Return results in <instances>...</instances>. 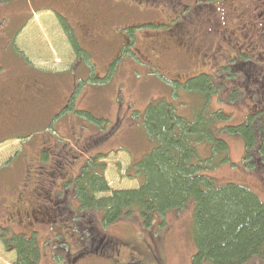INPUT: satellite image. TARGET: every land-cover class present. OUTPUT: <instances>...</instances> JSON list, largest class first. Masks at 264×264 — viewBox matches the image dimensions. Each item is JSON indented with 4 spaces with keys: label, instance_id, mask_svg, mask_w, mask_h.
I'll return each instance as SVG.
<instances>
[{
    "label": "rangeland",
    "instance_id": "rangeland-1",
    "mask_svg": "<svg viewBox=\"0 0 264 264\" xmlns=\"http://www.w3.org/2000/svg\"><path fill=\"white\" fill-rule=\"evenodd\" d=\"M13 1L0 2V31H3L4 20V29L13 37L5 40L6 54L9 55H1L4 43L0 41V57H11L21 70L20 74L31 76L55 70L60 64L59 67L65 69L74 67L67 71L68 75H73L69 85L58 82L53 90L60 92L59 88H62L65 95L71 97L68 106L65 99L58 98L59 103L62 102L59 125L57 119H42L43 114L27 123L25 114L36 110H28L25 103L12 105V98L4 95L2 90L20 92L16 87L19 82L0 77V137L4 138L0 141V170L4 168L0 172V264H16L17 252L11 237L19 234L26 236L25 241L32 238L36 243L39 255L36 264H112L113 256L120 257L121 264H128L127 261L133 259L127 255L131 245L135 248L132 251L134 259L141 264H190L195 253L191 233L193 202L166 213L165 217H154L149 227L142 224L136 213L103 227L99 212L94 213L91 217L92 235L102 236L114 246L115 252L111 250L113 253L109 257L94 253L80 256L81 250L88 246V239L83 232L79 236L74 231L72 222L69 223L72 220L70 211L57 210L63 202L67 205L76 203L74 197L56 194V187L61 184L54 178L32 181L26 175L20 177L19 172L22 170L24 174L26 163L21 162L22 158L17 161L13 157L23 148L20 155L29 153L33 158L39 149L48 147L43 138L57 139L65 149L79 154L75 162H70L73 168L65 171L68 179L70 170L78 171L87 165L97 171L96 168L104 164L103 175L110 190L96 194L102 197L113 190L139 186L131 164L151 146V139L147 138L144 125L140 124L151 103L157 107H171L177 116L192 122L198 111L213 113L218 110L224 116L216 123L220 128L242 122L244 112L256 110L259 114L257 111L264 107V96L262 89L254 91L253 88L254 84L261 82H251L250 79L249 89H242L243 92L237 91L234 95L231 88L228 92L229 89L221 86L217 93L212 89L214 92L209 96L208 92L202 94L197 85L201 79L208 81L206 75L200 76V72L207 75L212 72L219 73L217 79L211 77L213 81L231 86L229 68L220 73L216 64L231 57L234 51L243 49L242 44L250 37L253 36V41L259 38L249 27L258 14H261L258 22L264 23V0H118L124 3L121 5L114 0H38V3L23 0L22 5L16 1L10 4ZM34 4L40 5L35 7ZM192 5L195 9H190ZM135 9L138 12H134ZM58 13L68 18L73 32L66 31L64 25H69L60 21ZM176 13L178 48L165 51L161 46V51L158 48L152 51L148 46L157 47V41L151 43L150 39L169 30L174 24L168 21ZM184 17L192 18L194 23L187 26L186 20L182 21ZM212 23L217 24V29ZM242 24L246 25L243 33L249 38L241 37L239 27ZM87 26L100 35L96 46L89 43L91 38L84 40ZM258 43L260 47V42H254ZM247 49L245 47L243 51ZM180 50L187 52L191 58L189 62L179 54ZM19 52L30 60L34 67L32 71L20 65L16 57ZM256 56L253 53L252 57ZM174 57L181 61L177 62ZM255 63L263 75L264 62ZM239 71L243 73L237 69ZM187 78L194 81L187 82ZM241 78L235 75L232 82ZM29 85L34 86L33 82ZM259 118H264V114ZM55 126L58 127L55 129ZM258 133L263 136L264 128ZM79 135H82L81 139L76 138ZM217 135L226 141L228 149L226 153L212 156L215 167L210 171L216 183L245 185L264 202L263 168L254 171V153L243 159L245 141L242 135L229 134L223 129ZM83 141H87L85 149L80 148ZM197 149L200 157L210 154L208 142L198 144ZM247 150L250 152L249 148ZM29 182L33 183L28 185ZM22 192L25 199L17 197ZM33 200L39 202L41 214L30 210L29 203ZM3 230L4 239L1 236ZM145 244L150 247L156 244L155 252L161 261L152 259Z\"/></svg>",
    "mask_w": 264,
    "mask_h": 264
},
{
    "label": "trees",
    "instance_id": "trees-1",
    "mask_svg": "<svg viewBox=\"0 0 264 264\" xmlns=\"http://www.w3.org/2000/svg\"><path fill=\"white\" fill-rule=\"evenodd\" d=\"M9 1L11 0H0L4 4ZM15 1L21 5L23 3V0ZM33 2L38 3V0ZM34 5L39 7L40 4ZM136 11L135 9L134 12ZM61 22L69 25L64 17ZM4 23L3 20V31H0V41L4 43L2 54H6V41L13 38L12 33L4 29ZM64 26L66 31L70 29V34L71 26ZM242 57L244 61H255L249 53ZM229 71L234 73L231 67ZM202 75H206L208 81L201 79L197 89L206 95L207 92L208 95L214 92L212 89L217 92L218 87L214 84L215 80L211 79L212 76L203 73L200 76ZM192 80L194 81L193 78L188 79V82ZM238 87V84L234 85V88L239 89ZM254 87L260 89L261 84ZM9 93L10 91L7 95ZM8 96L12 98L11 94ZM143 115V125L151 139V146L131 164L133 177L139 180L137 188L113 190L107 196L97 197V193L110 190L103 175L105 166L101 164L96 168L97 171L87 165L78 168V171L70 170L67 173L71 174L67 178L70 181L64 183V191H56L61 196L71 194L74 197L77 206L76 203L66 205L63 202L57 210L66 213L70 211L74 231L78 234L83 232L88 242L95 243L81 252L108 257L104 248L99 245L103 237L91 233V217L94 213L99 212V222L103 227L132 213H136L142 224L149 227L154 217H164L166 213L180 210L193 202L191 233L195 253L190 264H264V202L245 185L234 182L216 183L210 171L215 167L212 156L220 152L226 153L228 149L226 141L217 132L223 129L229 134L242 135L248 148L260 142L259 153L264 157V136H260V139L256 136L261 127H253L249 118L243 123L220 128L216 123L224 116L218 110L213 113L198 111L197 118L192 122L177 116L171 107L150 104ZM202 142H208L210 146V154L206 157L198 154L197 145ZM76 160L74 158V162ZM72 168V163L67 162L63 171ZM50 178L52 177H46ZM4 235L5 230L1 232L2 239ZM25 238L22 234L11 237L17 252L16 264H36L39 256L36 243L32 238L27 241ZM153 246L148 249L153 248L155 252L157 246ZM156 257L160 259L157 254ZM129 264L141 263L133 258L129 260Z\"/></svg>",
    "mask_w": 264,
    "mask_h": 264
},
{
    "label": "flooded vegetation",
    "instance_id": "flooded-vegetation-1",
    "mask_svg": "<svg viewBox=\"0 0 264 264\" xmlns=\"http://www.w3.org/2000/svg\"><path fill=\"white\" fill-rule=\"evenodd\" d=\"M114 1L117 2L119 5L124 4V3H122V2H120L118 0H114ZM163 1L167 2V0H163ZM126 5H128V4H126ZM194 7L195 6L192 5L190 7V9L194 8ZM136 12H138V10ZM176 16H177V13L174 14L173 17H170L168 22L171 21L170 23H173L174 25H172L169 28V30H167L168 32L167 31H165L163 33L160 32V33H158L159 35H156L155 37H152L150 39L151 43H152V41L153 42H155V40L157 41V43H156L157 47H155L153 45L154 47L148 46V48H151L152 51H154L156 48H158L161 51V48H160L161 46H162V48H164L165 51H168V49H170L171 47L178 48L176 46V43H177V38L176 37H177V34H179V33L176 30V28H175L177 26L176 23H178V21H175L176 20L175 19ZM187 17H184L182 21L186 20V25L190 26V25H192L194 23V20L192 18L188 19ZM260 17H261V14H258L256 16L255 22H253L252 27H249L251 30H254L256 32L255 37L259 36V38L253 41V38H252L253 36L250 37V36H247L245 33H243V31L246 29V25L242 24L239 27V31H241V37H243L244 39L250 37L249 40L247 39L248 42L243 43L242 46H244L243 49L245 47H247L248 49L244 50V51H243V49H240V50H238V52L234 51L232 53L231 57L227 58L224 62H221V63L218 62V64H216V66H217L218 71L220 69H222V68H225L226 66L231 67V71L234 70V72H236V73H232V78L235 75H238V77L242 76V78L240 80H238V81L236 80L237 82H234L235 84H238V86H239L238 88L239 89H237V88L236 89L240 93L243 92L242 89H244V88H245V90H247V88L249 89V82L248 81L250 79H251V82H261L260 89H262L263 96H264V86H263L264 74L261 75V71L259 69H257L256 63H255V61L264 62V23H259L258 22V19ZM77 21H78V18H77L76 22ZM92 25L93 24H90V26H92ZM212 26L215 29H217V24H213L212 23ZM224 26H225V23H224ZM215 29H212V31H216L217 32V30H215ZM169 33H171V34L169 35ZM83 35H86L84 37V40H86L87 37H89V39L91 38L89 43L92 44L93 46H96L99 43V41H100L98 39V38H100V35L98 34L97 30H93L92 31V29L90 27H88V26H87V29L85 30V33ZM221 36H222V38H225L224 34H222ZM145 40H148V39H145ZM254 42H260V47H259V43L258 44H254ZM226 46H227V44H226ZM249 51L252 52V54H250L251 56L253 55V53H256L257 56H256V58H254L255 61L252 60L250 62L248 60L247 61L243 60L242 56L243 55H248ZM179 54H181L182 57L186 61H188V62L190 61L191 58L188 56L187 52H185L183 50H180ZM218 54H220V53H218ZM174 59L177 62L181 61L179 57H174ZM260 59H263V61H261ZM237 69L242 70L243 73L240 74V71L237 72ZM214 75H216V74H214ZM254 85L256 86V84H254ZM59 89L61 90L60 92H54V99L56 101H58V98L63 99L65 97V93L62 90V88H59ZM253 90L257 91L259 89L254 87ZM2 91H3L4 95H5V94L8 93L9 90L3 89ZM1 101L3 102V99H1ZM3 103H5V102H3ZM0 105H1V103H0ZM257 112L259 114L256 113V110H251V111L246 112V115L244 117V121H248L249 118H251V121H252L253 120L252 116H257V117H255V119H256L255 121L257 123H260V124L264 123V118H259L262 114H264V107L260 108ZM84 140H86L85 137H84ZM83 142L84 143H82V145L80 146L81 149H85L86 148L85 145H86L87 141H83ZM47 143H48V147L47 148L45 147V149H39L38 152H36L34 154V157L30 158L31 160H30L29 166L33 167V169L31 170L29 168V166H28L27 171L25 173L26 176H31L33 179L36 178L37 180H40L41 178L42 179H46V177H52L55 180H56V178H61V179H63L64 182L70 181V180H67V177H66L67 175H65V172L63 171V168H64V165L67 162L70 163V162L74 161V158L77 159L79 157V154H77L75 151H71L69 149H65L64 146H59L55 142L54 143H50L49 140H47ZM259 145L256 148H254V152L259 154L258 157L255 158V167H256V170H259V167L263 168V170H261V174L264 177V166H263L262 159H261L262 155H261V153H259L261 146H259ZM48 149L51 150V155L49 154V150ZM250 150H253V148L250 149ZM249 155L250 156L252 155L251 151L249 152ZM56 156L58 158H56ZM48 157H50V158L48 160H46ZM49 180H51V178ZM22 195L18 196V197L21 198V199H25V197H23ZM33 201H35V200H33ZM33 201L31 203H29L30 204L29 205L30 210L32 212L41 214V209H39V207H38L39 210H36L35 209V204H34ZM94 244L95 243L91 244V246H94ZM100 244H101V248L102 247L104 248L105 254H107L108 256H112L111 253L115 252L114 246H112L108 241L106 242L103 238L100 239L99 245ZM122 245H124V244L122 243ZM145 245H146V247H150L148 244H145ZM108 246H110L109 250L106 249V248H108ZM132 247H134V246L131 245V247L128 248L127 255L129 254L128 256H130L131 258H135L133 256L134 254H132V251H134L135 248H132ZM151 247H154V246L152 245ZM100 250H102V249H100ZM148 253L150 254V256L152 257V259L154 261H156V262L158 261V257H156V252H154L153 248L148 249ZM113 258L114 259L112 260L113 261L112 264H121L122 263V261H120V262L118 261V259L120 257L116 258V257L113 256ZM127 263L129 264V261H127ZM139 263H141V262H139Z\"/></svg>",
    "mask_w": 264,
    "mask_h": 264
},
{
    "label": "crops",
    "instance_id": "crops-1",
    "mask_svg": "<svg viewBox=\"0 0 264 264\" xmlns=\"http://www.w3.org/2000/svg\"><path fill=\"white\" fill-rule=\"evenodd\" d=\"M16 57L20 62V65L25 67L27 70L32 71L34 67L27 62L21 53L16 54ZM57 62L60 63V60ZM59 66L55 70L39 72V75L31 76L28 74H20L21 70L11 57H7V59L3 56L0 57V77H3V79L9 82H19L17 83L16 87L20 92H15L14 90L10 92L13 104L17 102L21 106V103H25V106H27L28 110H30V108L32 110H36L35 113L25 114V120L27 123L31 122V120H36L39 118L40 114L44 115V118H42L44 120H53L56 118L55 115L59 113L62 102L59 103V101L54 99L53 90L56 89L58 82H65V86L69 85L68 82H71V77H73V75H68L67 71H70L71 68L73 70L74 65L68 69L61 68ZM29 82H33L34 86L31 87ZM28 102H30L29 105ZM44 105L45 108H43ZM42 140L44 145H47L46 138H43ZM27 155L29 158H31L29 153H27ZM27 194L32 195L31 193Z\"/></svg>",
    "mask_w": 264,
    "mask_h": 264
}]
</instances>
